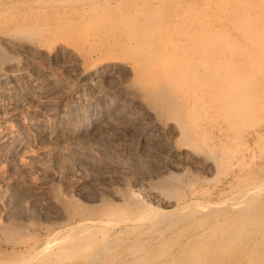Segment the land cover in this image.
<instances>
[{"label":"bare ground","instance_id":"obj_1","mask_svg":"<svg viewBox=\"0 0 264 264\" xmlns=\"http://www.w3.org/2000/svg\"><path fill=\"white\" fill-rule=\"evenodd\" d=\"M120 1L128 0H115V5L110 0L39 1L33 7V13H39V16L33 19L23 16L15 20L13 14L8 13L9 9L8 12L5 9L0 11V163L5 166L4 172L15 171L25 163L39 169L41 166L35 162V158L44 152L46 143L72 145L82 143L86 138L90 141V137H95L99 129L102 132L103 123L112 125L116 121L119 124L114 123L117 128L120 123L139 126L141 119L129 121L130 115L144 120L148 118L150 124L152 121L151 127L156 130L154 134L151 131L143 134L146 141L165 143L173 156H185V159H190L186 161H192L194 167H197L194 162L201 165L202 172L210 171L216 155L211 147H201L199 144H204L208 136L204 134L210 131L207 129L212 123L206 120L210 118L209 115L204 119L206 122L201 123L203 118L200 119V113L205 112L206 108L208 111L209 106L214 105V100L225 120L247 115L261 107L264 101V0H251L252 4L248 0H236L237 5L249 3L242 5L244 8L236 6L235 1L231 0L235 4L231 16L234 13L239 15L236 14L235 19L230 17L235 20L234 23L230 20V24L239 31L243 45L235 41L233 43L236 45L230 43V39L225 37L226 34L223 36L220 30L216 35L210 30L212 23L209 20L217 10L227 12L226 5L220 10L212 8V13L207 10L210 0H205L207 6H202L206 9L197 8L200 12L197 9L195 12L194 6L187 8V5L182 12L167 17L159 9L160 0L155 3L141 0L134 8L121 5ZM226 2L232 7V2ZM48 5L57 7L55 15L52 12L51 16L40 14ZM237 8H241L240 12L236 11ZM221 37H225L223 43L228 41V44L222 45ZM229 44L238 46L234 49L238 51L240 48V53L236 51V54ZM231 49L234 55L241 58L235 61L236 64L241 62V67L240 64L236 66L233 59L231 61L233 54L228 52ZM229 62L234 65H229ZM56 64H61L62 68L76 69L78 86L74 93L63 90L65 80L51 70ZM115 77L120 80L116 84L118 87H106L105 80ZM190 134H200L203 138H197L203 141L190 140ZM255 134L257 138L264 137L263 132L257 131ZM125 137L127 140L124 138L122 142L128 141V136ZM89 141L88 146L91 144ZM97 141L99 144L102 140L98 138ZM73 152L76 153L75 150ZM63 160L66 159L60 163ZM166 173L174 178L175 174L178 177L182 175L171 171ZM2 174L0 172V177ZM159 176L161 180L163 177ZM249 176L243 178L245 180L241 181L240 187L229 190L224 200L217 204L211 200L205 201L206 208L199 210L193 207L198 202L196 198H191L187 203L184 199L182 202L180 198L179 201L170 197L167 192L172 191L173 187L166 191V187L158 183L159 179L157 183L133 188V192L140 195V200H136L141 204L140 208L130 209L136 203L132 204L131 201V204L126 203L128 206L124 204L121 207V204L117 207L118 202L113 199H122L119 189H114L110 197L103 194V191H107L102 190L96 199L92 195L94 198L91 200L98 202L94 204L99 211H89L93 207L89 208L86 204L88 208L84 211L89 209V212L84 214L83 211V215L79 216L72 210L74 206L72 209L69 207L72 204L68 205L56 196H59L58 192L50 194L47 191L49 195L43 197V201L40 199V203L52 209V213H44L43 221H39L37 213L28 218L30 215L23 217L27 214H13L8 208V212L0 216V233L4 230L5 238L8 232H17L19 228H30L32 225L50 230L49 233L46 231L42 240L32 242L33 245L31 242L23 244V252H20L22 261H8V264H264V173ZM13 177L6 184L8 187L22 181L25 183L26 179L21 178V181L19 176ZM201 177L204 179L205 175ZM201 179L199 176L196 181ZM187 180L191 182L189 177ZM193 186L190 190L189 185L186 188L191 195L199 194L201 189L197 191ZM67 193L70 195V192ZM228 198L236 201L234 205H226L225 199ZM255 198L262 206L252 205ZM9 200L8 205H15ZM37 200L33 201L39 204ZM124 200L127 202V198ZM129 205L131 207L126 208ZM169 205H174L176 209L171 212L162 208ZM79 211L81 213L80 208ZM215 226L220 229L212 233ZM6 240L8 244L12 242ZM17 241L12 244H18ZM236 253L240 256L233 258ZM1 259L3 256L0 264H5Z\"/></svg>","mask_w":264,"mask_h":264},{"label":"rangeland","instance_id":"obj_2","mask_svg":"<svg viewBox=\"0 0 264 264\" xmlns=\"http://www.w3.org/2000/svg\"><path fill=\"white\" fill-rule=\"evenodd\" d=\"M39 1H44L43 3H45V2H48L49 0H0V3H1L0 11H2V9L3 10L5 9V12H8V9H9L8 13L10 15L13 14V16L15 17V20H20V18H22L23 16L24 17H30L28 19H33L34 17L39 16V13H38V15L33 13V11H35V10H33V7L35 5H37V3ZM83 1L87 2V0H83ZM95 1H98V0H95ZM128 1H120L121 2L120 4L121 5L124 4L125 7H128V8H134L138 3L141 2V0H130L129 2ZM156 1L157 0H149V2H153V3H155ZM220 1H222V3ZM228 1L230 3L232 2V7L230 6L231 4H228L226 2V0L225 1L224 0H210V3L207 1L210 4V5L209 4H207V5L208 6L212 5L211 7H208L205 4V2H206L205 0H160L161 3L159 6V9H160V11H162V13L164 15H166L167 17H171L175 13L182 12L184 7L187 5H188L187 8L194 6L193 7L194 10H195V12H197L196 11L197 8L199 10L201 9V7L205 8V6L204 7L202 6V4H204L208 8L207 10H210V12H212V13L214 12L213 10H215V9L217 10V8H219V10H220L221 7L223 8V6H224V8H225V5H226L227 6L226 9H228V11L224 12L223 10H221V11H223L222 13H224V15L220 11L218 12V10H217V11H215V14H214L215 16L212 19H210L212 21L210 22V20H209V23L210 24L212 23L210 25V30H212L214 32L213 33L214 35H216L220 30L221 33H223V36H224V34L227 35V36L225 35V37L230 39V40H228V39L227 40L232 44H234L236 42L240 43L241 38H240L239 31H236L234 29V25L232 27V25L230 24L231 23L230 20H232L235 17V15L237 14V13L236 14L234 13L231 16V11L234 12L235 9H233V8L235 7V4L237 3V1L234 0L235 1L234 5H233V1H231V0H228ZM248 1H249V3L252 4L253 1H255V0H253V1L248 0ZM9 2H11V4ZM8 3L10 4L9 7H8ZM110 3L112 5L116 4L115 0H110ZM239 3H240V1H239ZM241 3H243V1H241ZM244 3L249 4L247 2H244ZM2 4H5V5L2 6ZM150 4H152V3H150ZM218 4H221L222 6L217 7L216 5H218ZM246 4H241V5L236 4V6L241 7L242 5L245 6ZM6 5H7V7H6ZM4 7H6V8H4ZM49 7H51V6L48 5L45 8H43L40 14H45V15L49 14L51 16V12H52L53 13L52 15H55L57 7H54V8H52V7L49 8ZM212 8H214V9L212 10ZM241 8H237L236 11L240 12ZM205 9H203L204 13H205ZM229 9H231V10L229 11ZM189 10H191V9H189ZM199 10H198V12H200ZM203 10H202V12H203ZM16 13H19V15ZM192 13L194 14L193 10H192ZM218 13H221V14H219V16H217ZM237 15H239V14H237ZM57 16L58 15H56L54 17H57ZM230 17L231 18L233 17V18L229 19ZM10 18H12V17H10ZM238 18H239V16L237 17V19ZM232 21L234 23L235 20H232ZM238 23H239V21H238ZM201 25H202V23H201ZM215 30H217V31H215ZM221 38H222V40H221L222 45L224 43L228 44V41L223 43L224 38L223 37H221ZM224 40H226V39H224ZM233 41H235V42L233 43ZM238 43H236V44H238ZM236 44H234V45H236ZM240 45H243V44L240 43ZM229 46H231V45L229 44ZM231 47H233V49H234L235 46L232 45ZM236 47H238V46H236ZM234 51H235V49H234ZM239 51H240V48H238L237 52L240 53ZM228 52H230V53L232 52L231 54H233V56L231 55L232 56L231 61H232V59H233V62L240 61L239 59H241V58L238 55H234L235 53L232 51V49L230 51L228 50ZM237 52H236V54H238ZM230 53H228V54H230ZM228 59H230V58L228 57ZM233 62H229V65H231ZM236 62H235L236 66L238 64H240V67L242 66L241 62L238 64H236ZM227 65H228V63H227ZM233 65H234V63H233ZM237 68H239V67H237ZM233 69H234V66H233ZM235 69H236V67H235ZM51 70L55 74L59 75L63 80H65L66 84L62 86V88H64L63 90L69 91V93H74V91H76L75 88L78 86V76H77L76 69H73L70 67L62 68L61 64H56V65L51 67ZM107 79L110 80V78H107ZM114 79H117V81L115 82ZM114 79L111 78V80H110L111 82L108 80H105L106 82H104V84L106 85V87H109V88L113 87L114 89L117 88L118 87L117 82H118L119 78L115 77ZM107 81H108V84L110 83L109 85L107 84ZM263 81H264V79H263ZM114 82H115V85L117 84L116 87H114ZM262 83L264 84V82H262ZM111 103L112 102H109V104H111ZM218 108L219 107L216 105V100H214V105L209 106L208 111H206L207 110V108H206V110L204 109L205 112L202 111L200 113V116H202L200 119L203 118V120H201V123H202V121L203 122L205 121L204 119H206L205 117H208V115L211 118V119L210 118L206 119V120L209 119L208 121H211V123H212V124H210L211 128L209 127L210 129L209 128L207 129L210 131H207V133L204 134V136L205 135L209 136V137L206 136L207 139L204 137L205 138L204 141L200 140V139L198 140V138H200L199 136H201L200 134H199V136L198 135L194 136L191 134L189 136V138L191 137L190 140L194 139V141L198 140V142L203 141L204 144H202V143L199 144V145H201V147L203 145H205V146L207 145L206 147H211L212 151H214V153H215L214 155H216L217 159H214V161L215 160L216 161L213 162V164L211 162V164L213 165L212 166L213 168L210 171L203 170V172H202L203 167L201 165L197 164V162H194L197 165V167L196 166L194 167L193 166L194 164L192 165L193 162L192 161H189V162L186 161L187 158L185 159V156H178V155L173 156V152L169 150V148L167 147V144H165V143L164 144L163 143L161 144L160 142L159 143L158 142H155V143L150 142L149 143L148 141H146L143 134H148L150 131L153 132L156 130V129L151 127L152 121L150 124V119H148V118H146L144 120V118H135L136 115H133V116L130 115L129 121L137 122V121H140L139 119H141V121L142 120L143 121L138 122L139 126H136V127L128 125L127 123H123V124L120 123V126H118V128L116 125H119V124H117L116 121H113L116 125L114 123H112V125L111 124L108 125V123H103V125H101V126H103L102 132L99 131L100 130L99 129L98 132L95 134L96 136L94 135L96 138L90 137V139H91L90 141L88 139L89 144H90V142L92 144V145L90 144L89 146H88L87 138L83 139L82 143L81 142H78L79 144L73 143L72 144L73 147L69 143L68 144L70 146L67 145V143H63V145H65V146H63L61 143H59V145H58V142L46 143L44 152L35 158V162L37 161L36 163H38L39 166H41L39 169L34 167L33 164L29 165L28 163H25V165L23 167L21 166V168L19 167L18 169L16 168L15 171L13 170L14 172L11 171L10 173H8V172L3 171V170H5V168H4L5 166H3L4 164L0 163V172L3 173L2 176L0 177V216L3 214V212L4 213L8 212V209H9V211L11 213H13V214L17 213V214H20V216H23V214H27V215H24L23 217H27L28 215H30L28 218L35 216L34 213L35 214L37 213L36 217L39 218V221H43L42 218L44 217V213H47V212L52 213V209H49V207L40 203L41 201H43L42 200L43 197H45L49 193L47 191H50V194H52L53 191L58 192L59 196L56 195L57 194L56 192L54 195H56L57 197H60L59 199H62L63 201L65 200L66 203H68V205L72 204L69 207L72 209V207L74 206V209H72V210L75 213H77L76 216L81 215L82 212L84 211V209L87 207V205L89 206V208H91V206L93 207L90 210L88 209L89 211L94 210V209H96V212H97V210L99 211V208L96 207L94 204L95 202H96V204L98 202L96 200L95 201H91V200H93V198H94L92 195H94L95 196L94 199H96V197H98V195H100L102 193V190L107 191V193L103 191V194L110 197L109 194L112 193L114 191V189H116V190L119 189L118 191L121 193V198L122 199L127 198V200H126L127 202H124L125 201L124 199L123 200L122 199H119V200L113 199V200L115 202H118L117 207H120L121 204H122L121 207L124 204H125L124 206H126V205L128 206V204H126V203L129 202V204H131V202H132V204H133V202H136V200H140V197H138L140 195L138 194V196H137V193L135 194V192H133V188L143 187L144 185L150 184L153 182L157 183V179H159V177H160L159 175H162L161 176V178L163 177L162 179L166 178L164 180L159 179L160 181L158 183L160 184V186H164L163 188L166 187L165 188L166 191H167V189L168 190L173 189L172 191H169V193L167 192V194L170 195V197H172V198L174 197V199L180 198L181 201H182V199H184V202H187V203L191 201V198H192V200H195V198H196L198 200V202L193 204V207L195 209H198V210L206 208V206L204 204L205 201L207 202V201L211 200L212 202H214V204H217V202L224 200V197L229 195V192H230L229 190L240 187V185L243 182L242 180H245L249 175L253 176L255 174L258 175L260 172L264 173V137L260 139V138H257L256 134H255V132H257V131L264 133V101L261 104V107L256 109L254 112L250 111L249 114H247V115L245 114L246 116L244 114H242V116L241 115L238 116V117H241V119L240 118L238 119V117L237 118L232 117V118H229V120H225L224 116L222 115L223 113L221 111H219L220 108L219 109ZM206 112H207V114H206ZM243 116H245V117H243ZM132 117L134 118V120ZM144 121L146 122L145 126H144ZM201 123H200V125H201ZM146 126H148V127H146ZM131 127L134 129H132ZM110 128H111V130H109ZM114 129H116L117 131H115ZM121 129H123L124 131L122 132ZM128 129H130V130H128ZM136 129H138L139 131ZM112 130H114V131H112ZM147 130H149V131H147ZM104 131L105 132L107 131L106 134L108 133V135H107L108 137L106 136ZM108 131H110V132H108ZM99 132H101V133H99ZM113 132H115L116 134ZM209 132H210V135L208 134ZM112 133H113V137H112ZM136 133L137 134L141 133V134L137 135ZM154 133L155 132H153V134ZM99 135H102V136L100 137ZM125 136H128V141H126L127 137H125ZM263 136H264V134H263ZM98 138H99V140H102L101 142H99V144L97 143ZM103 138L105 141L103 140ZM107 138H110V140L112 139L113 141L112 140L110 141ZM124 138L126 139V140H124L126 142H124V141L122 142V140ZM138 138H139V140H137ZM202 138H203V136H201V139ZM118 140H119L120 144H119ZM144 140H145V142H144ZM92 141L93 142L96 141V142H94V144H93ZM137 142H138V144H136ZM147 142H148V144H147ZM205 142L207 144H205ZM129 143H131V144H129ZM179 143H182V142H179ZM76 144H78V145H76ZM151 144L156 145L157 147L156 146L153 147ZM208 144L210 146H208ZM137 145H138V149H137ZM80 146H82V147L80 148ZM90 146H92V147L90 148ZM67 147H72V148L67 149ZM123 147H124V149H123ZM129 147H132V148L129 149ZM142 147H143V151H142ZM144 147H145V149H144ZM158 147H160L159 149H161L162 151L161 150L159 151ZM82 148L84 150H81ZM78 149H80V150H78ZM165 149L167 152H165ZM74 150L76 151V153L73 152ZM125 151H126V153H125ZM71 152H73V153L71 154ZM143 152H145V153L148 152L146 154H148V155L150 154V155L148 156ZM162 152H163V154H162ZM171 153H172V155H171ZM135 154H137V155H135ZM165 154L168 156V159H167V156ZM170 155H171V157H170ZM72 156H73V158H72ZM143 156H145V157H143ZM157 156L158 157L160 156L162 159L160 157L158 158ZM163 157H165L164 159L167 161H165L163 159ZM180 157H181V160H180ZM54 158H55L56 162L54 161ZM57 158H59V159H57ZM220 158H221V160H220ZM60 159L61 160L66 159L65 161L63 160L64 161L63 163H65L66 161L67 162L65 164L60 163V161H61ZM57 160L60 163V164H58V166H57V163H58ZM187 160H190V159H187ZM52 162H53V164H52ZM171 163H172V165H171ZM27 164H28V166H26ZM199 166H201V167H199ZM22 168H24V169H22ZM199 169H200V171H199ZM160 171L163 172V174ZM167 171H168V173L171 171L174 173H178L179 175H181V174L182 175L178 177L175 174L176 178L170 177V176H172V174H170V175L167 174L166 173ZM165 173L167 175H169L170 180L168 179V177H166ZM174 173H173V176H174ZM149 174L152 176H149ZM14 175H15V177L19 176V179H21V178H23L24 180L26 179L25 183H24V181H22L23 179H21V181L23 182V183L21 182L22 184L19 182V184H17V185H14V186L9 185V187H8V185H6V184L10 183L11 179L14 178L13 177ZM204 175H205L204 179L207 181H203L204 179L201 176H204ZM153 176L154 177L156 176L155 177L156 181H155ZM199 176H200V179L201 178L202 179L200 181L199 180L196 181L197 179H199ZM206 176H207V179H206ZM188 177L191 180L190 183H188L189 182L188 181L189 179L187 180ZM196 177H197V179H196ZM243 178H245V179H243ZM176 179L179 180L178 181L179 183H177ZM26 181H27V183H26ZM164 181H166V182L162 185V183ZM185 181L186 182L188 181V182L186 183ZM193 182H195V184ZM30 183H31V185H29ZM169 183H170V185H169ZM191 183H193L194 186L191 185ZM23 184H26V186ZM187 185H189V188L187 187ZM22 186H25L27 188L30 187V189L32 188L31 189L32 191L29 188L26 189L25 187H23L24 188L23 189ZM192 186L194 188H196L197 191H199L198 188L201 189V192L199 194L197 192L196 195L192 193V195H191L190 194L191 192H189V190L191 189ZM11 187H14L13 189H16V190H14V192H13V189L12 190L10 189ZM120 188L122 190H120ZM110 190H111V192H110ZM35 191H38L37 192L38 194L35 193ZM39 192H40V194H39ZM67 192H70V195ZM17 193L19 194V196L17 195ZM44 193H46V194H44ZM125 193L127 194L128 197H126ZM66 194H68L69 196ZM36 195H40V196L38 197ZM65 195H66V199L64 198ZM74 195L77 198L76 197L73 198ZM123 195H125V197H123ZM172 195H174V196H172ZM20 196L22 197V199L20 198ZM32 197H35V198L31 199ZM79 197L81 200H79ZM70 198H72V199L69 200ZM85 198H86V200H85ZM9 199H11V200H9ZM40 199H41V201H40ZM73 199L75 202L72 201ZM7 200H9L11 203L12 202L15 203V205L12 203L14 205L15 209L12 206V204L8 205ZM20 200H21V202H20ZM29 200L32 202V203H30L31 205L29 204V202H30ZM33 200H37L39 202V204L36 203V201L34 202ZM225 200H226V205H229L228 203H230V205L231 204L234 205L233 203L236 202L235 200L233 201V199H229V198L225 199ZM121 201H123V203H120ZM19 202L22 203L23 207L20 205ZM83 202H84V204H83ZM73 203H74V205H73ZM139 204L140 203L136 202L133 204L134 206L132 205V207H131V205H129V207H126V208H130V207H131L130 209L140 208L139 206H141V204L140 205ZM78 205H81V207H83V209L81 207H78ZM84 205H85V207H84ZM252 205L255 207H260V206H262V203H259V200H257L255 198ZM33 206H36V207H33ZM39 208H42V209H39ZM79 208L81 209V213L79 211ZM162 208L166 209V211L171 210V212H172V210L176 209L174 207V205H169V206L162 207ZM88 210L84 211L83 213L87 214L89 212ZM24 212H26V213H24ZM36 217H33V219ZM40 229L41 228L36 226V225H32L30 228H19V230L17 232H8L6 234L7 238H5V235H4L5 232H3L4 231L3 230L0 233L1 234L0 235V258H2V256H3V259H1L2 262L3 263L5 262V264H8V261H15V260L22 261V253H20V252H23V251H21L23 244H25L26 242H27L26 244H29L30 242L32 244V242L34 243L35 241L36 242L38 240L40 241L44 238V236L47 233L50 232V230H46L47 231V233H46V231L44 229H41V231H40ZM219 229H220L219 226L213 227L212 233L219 231ZM2 235H4V236H2ZM6 239H8L9 242H11V241L12 242L9 244L6 243L7 242ZM14 240L15 241L18 240L17 241L18 244H12V243H16ZM239 256H240V254L236 253L232 257L238 258Z\"/></svg>","mask_w":264,"mask_h":264}]
</instances>
